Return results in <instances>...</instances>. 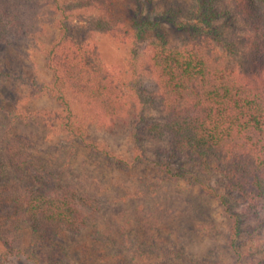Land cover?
Here are the masks:
<instances>
[{"label": "rangeland", "instance_id": "rangeland-1", "mask_svg": "<svg viewBox=\"0 0 264 264\" xmlns=\"http://www.w3.org/2000/svg\"><path fill=\"white\" fill-rule=\"evenodd\" d=\"M27 1L39 5L35 30L15 44L0 46V215L10 219L4 237L11 243L10 263L235 264V250H239L245 264H264V225H260L264 214L242 223L232 238L233 221L221 200L191 178L165 176L161 166H168L172 173L181 168L185 172L188 162L174 156L167 143L151 140L142 131L143 123L160 119L164 113L162 92L149 59L152 44L165 41L174 46L187 40L186 34L160 17L167 9L185 6L188 0H153L149 4L109 0L122 26L117 39L89 27L93 13L74 22L72 40L97 52L111 74L132 90L126 112L107 120L69 94L73 121L82 122L90 146L64 130L62 109L47 91L52 82L48 57L61 32L60 14L49 0ZM149 21L157 24L155 29H149ZM251 31L249 22L237 20L234 36L241 40V64L250 50ZM13 115L25 119L14 121ZM16 136L23 139L38 171L33 169L32 174H41L40 183L46 190L68 188L98 200L100 212L90 226L77 233L59 231L48 241L28 225L13 223L9 197L16 180L9 170L4 175L3 169ZM91 145L129 166L112 163ZM191 171L219 196L233 197L237 201L234 210L241 215L245 202L229 195L219 176L201 174L195 168Z\"/></svg>", "mask_w": 264, "mask_h": 264}, {"label": "trees", "instance_id": "trees-1", "mask_svg": "<svg viewBox=\"0 0 264 264\" xmlns=\"http://www.w3.org/2000/svg\"><path fill=\"white\" fill-rule=\"evenodd\" d=\"M49 1L60 14L61 32L49 52L52 82L47 91L62 109L64 130L90 146L82 122L73 121L69 94L107 120L126 112L132 90L111 74L97 52L73 41L71 30L75 21L89 13L94 15L89 27L97 32H108L117 39L122 26L109 0H72L63 5L59 0ZM38 13L36 2L0 0V46L31 34ZM160 20L186 34L187 40L174 46L165 41L152 44L149 59L162 92L164 113L160 119L143 123L142 131L151 140L167 143L174 156L188 162L189 172L181 168L172 173L168 166H161L165 176L191 178L221 200L233 221V238L242 223L264 214V0H188L183 7L167 9ZM237 20L249 22L254 36L244 64L238 57L241 40L234 36ZM147 25L153 30L157 24L149 21ZM12 117L14 121L25 119ZM24 145L20 136L12 139L3 169L4 175L9 170L16 180L9 197L13 223L28 225L48 241L59 231L77 233L90 226L100 212L98 200L68 188L46 190L40 183L41 174H32L37 169ZM97 153L120 167L129 166ZM192 168L219 176L229 195L237 196L238 202L242 197L246 206L241 215L234 210L237 201L233 197L219 196L192 174ZM260 219L263 226L264 216ZM8 221L0 215V264H11V243L4 240ZM238 251L235 264H245Z\"/></svg>", "mask_w": 264, "mask_h": 264}]
</instances>
